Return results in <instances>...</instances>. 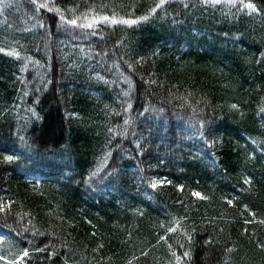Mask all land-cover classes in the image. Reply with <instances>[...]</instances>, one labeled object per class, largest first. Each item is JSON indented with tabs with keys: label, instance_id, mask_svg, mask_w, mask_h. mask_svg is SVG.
<instances>
[{
	"label": "trees",
	"instance_id": "16d2710c",
	"mask_svg": "<svg viewBox=\"0 0 264 264\" xmlns=\"http://www.w3.org/2000/svg\"><path fill=\"white\" fill-rule=\"evenodd\" d=\"M85 2L139 22L73 35L45 10L44 28L36 27L27 0H0V202H14L11 215L0 213V255L14 258L28 248L32 264H175L168 244L182 255L181 233L195 227L183 264H264L256 246L264 243V152L252 143L264 140V16L222 5L184 8L197 0H169L153 15L155 0H56L65 8ZM125 61H140L135 73ZM124 119L132 121L127 136L109 134L117 124L123 132ZM196 119L213 135L194 134ZM133 130L149 154H138ZM106 152L108 172L118 169L119 176L89 180L105 167ZM141 175L172 183L153 190ZM173 226L178 231L161 241ZM209 238L217 243L205 245ZM50 242L52 260L35 253ZM227 247L233 251L224 253Z\"/></svg>",
	"mask_w": 264,
	"mask_h": 264
},
{
	"label": "snow or ice",
	"instance_id": "6c2138e0",
	"mask_svg": "<svg viewBox=\"0 0 264 264\" xmlns=\"http://www.w3.org/2000/svg\"><path fill=\"white\" fill-rule=\"evenodd\" d=\"M27 2L32 6L33 8V15L32 19L35 20V26L38 28H44V22H43V17H42V10L47 11L48 13H53L54 14V19L58 21L57 23V28L60 30H63L64 32H69L71 31L73 35H75V29H80V30H86L84 34L88 35H96L97 32L99 31L101 26H108V25H136L139 21L137 19H132V18H117V15L115 12H113L111 15L104 14V10L107 9V5L104 3L100 4H88L85 2L83 5L77 4L72 7H62L58 6L56 4V0H27ZM169 3V0H155L154 5L149 8L148 14L153 15V14H158L159 10L165 9ZM226 6L229 9L235 8L237 9V12L240 14H257L260 16H264V6L255 4L252 2V0H197V3H184V8L188 9L189 7H203L205 10L208 8H215L217 6ZM3 7L5 9H10L12 7L11 4L9 3H4ZM81 7H84L85 11L81 12L79 15H77V12ZM167 14V13H166ZM148 16H141L139 20H147ZM4 48H0V52H4ZM10 56H15L19 58V53L16 51H11L7 53ZM143 58H141L142 60ZM260 60H264V53H261ZM260 61H258L259 63ZM127 64V68L130 73H135L136 71V64L140 63V61H136L135 63H130L128 61H125ZM113 67H117V65H113ZM23 70V69H22ZM123 75V73H122ZM150 76L152 74H149ZM149 84H154L156 81L154 80H148L147 81ZM35 91H40V88L37 87ZM27 95V93H25ZM124 96H127L128 93H124ZM186 99V98H185ZM123 103V102H122ZM196 104L201 103V101H196ZM191 106V105H190ZM128 107H131L129 104ZM232 109H236L238 107L237 104L233 103L230 105ZM127 108L124 109L125 112H127ZM31 111V110H30ZM159 112H163L164 109L160 108L158 109ZM192 111L193 114L196 113L197 109L192 106ZM200 111H203V109H200ZM262 113H264V109L261 110ZM147 112V109H145L144 112L138 113V115L143 116ZM32 116H36V112L32 111ZM114 116L120 117L121 113L119 112H114ZM38 118V117H37ZM132 123L131 120L129 119H124L123 120V132H116V129L120 128L121 126L119 124L109 127L108 132L109 134H118L122 137H126L128 132H129V125ZM192 129L194 130V134L199 135L201 139H204L205 135L212 136L214 133V129L211 127H207L206 129V122L203 119H196L194 123L191 125ZM140 137L137 139V137ZM143 139L142 133H137L135 130L132 131V142L135 144V148L138 150V154L140 156H144L149 154L145 148L141 144V140ZM207 143V141H206ZM215 141L213 140L212 143H208V147H212ZM252 143L255 145H258V147L264 152V140L257 141L255 139L252 140ZM109 144H111V141H109ZM119 148L120 146L117 145ZM256 149H253V152H255ZM112 156V152H106L104 155V159L102 161V164L105 165V167L98 168L96 171L90 173L89 180H91L92 177H98L101 176L102 173L108 172V168L111 167V165L108 163V157ZM245 158L250 160L254 159V156L245 153ZM13 159L12 156H5L4 160L5 161H11ZM161 164H163V160L160 161ZM141 172L146 171V169H140ZM108 175L110 176H119V171L118 169H112L111 172H108ZM141 181L145 182L147 181L148 186L155 190L158 187L163 186L165 183L171 184L172 182L170 180H166L164 178H157V177H145L141 175ZM88 183L89 181H85ZM244 184L251 185L252 179L250 177H246L244 179ZM177 189L179 191L184 190L183 185H177ZM192 196L197 197L199 199H207V197L203 196L200 191H193L191 193ZM236 198L233 197L232 199H227V204L228 205H233L234 200ZM14 202L9 200L6 202H0V213L5 214V216H9L12 214V204ZM248 209V206L245 205V210ZM18 217H20V220L22 221L23 217L20 216L19 213L16 214ZM28 215V214H24ZM249 215H251L253 218H255V213L254 212H249ZM252 221L250 220H245L244 223L248 224L251 223ZM29 223H31V220H29ZM179 220L176 221V224L179 225ZM260 223H264V221H260ZM161 228H164L165 225L161 224ZM28 229L24 228L22 231H17L16 235L21 236L24 232H27ZM178 231V228L176 226L173 227H167L165 231V235L160 236L161 241L167 242L171 237L169 234H174ZM196 232V228L193 227L191 230H185L184 232L181 233L182 238L186 241V243H179L178 242V247L181 249H185L182 253V255H178L175 251H172V244H168L169 251L171 252V255L175 259V264H183V262L187 259L191 258V249L195 245L196 241L194 239V235ZM37 233L34 231L33 236H35ZM39 235L44 236L46 235L45 233H39ZM95 235V234H93ZM6 237L5 236H0V242L5 241ZM214 243H217L214 238H209L204 241L205 245H212ZM258 248L264 250V243H257L256 245ZM104 247L103 244L97 245V249H93V251H97L98 249H102ZM52 249V251H48L49 249ZM35 253H45L47 252V257L46 259L52 260L54 256H56V251L54 248V244L52 242L45 244L43 247H35L34 248ZM233 249L231 247H227L223 249L224 253H231ZM142 255H147V252H143ZM32 256V252L28 248H22L14 255V258H9L7 255H0V261H3V264H32V260L30 257ZM52 264H55V261L52 262ZM131 264V262H129ZM227 264V262H225Z\"/></svg>",
	"mask_w": 264,
	"mask_h": 264
}]
</instances>
